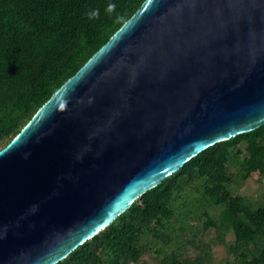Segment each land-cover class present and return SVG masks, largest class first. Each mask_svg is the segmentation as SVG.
Here are the masks:
<instances>
[{"label":"water","instance_id":"obj_1","mask_svg":"<svg viewBox=\"0 0 264 264\" xmlns=\"http://www.w3.org/2000/svg\"><path fill=\"white\" fill-rule=\"evenodd\" d=\"M262 124L264 0H144L0 148V264H55Z\"/></svg>","mask_w":264,"mask_h":264},{"label":"trees","instance_id":"obj_2","mask_svg":"<svg viewBox=\"0 0 264 264\" xmlns=\"http://www.w3.org/2000/svg\"><path fill=\"white\" fill-rule=\"evenodd\" d=\"M143 1L0 0V148ZM253 174L264 180V124L191 157L55 264H264Z\"/></svg>","mask_w":264,"mask_h":264},{"label":"rangeland","instance_id":"obj_3","mask_svg":"<svg viewBox=\"0 0 264 264\" xmlns=\"http://www.w3.org/2000/svg\"><path fill=\"white\" fill-rule=\"evenodd\" d=\"M264 180H262L263 182ZM262 182H259V176L253 174L252 177L246 182L243 187V192L246 194H251L253 196H258L260 189H262ZM227 257L225 248L223 246L214 247V258L217 263H222Z\"/></svg>","mask_w":264,"mask_h":264}]
</instances>
